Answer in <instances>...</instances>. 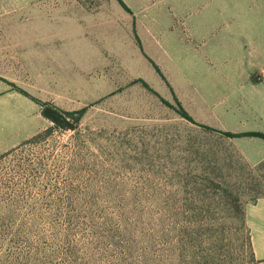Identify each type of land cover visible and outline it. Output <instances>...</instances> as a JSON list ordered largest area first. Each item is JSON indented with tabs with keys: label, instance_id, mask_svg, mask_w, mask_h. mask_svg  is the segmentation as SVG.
Listing matches in <instances>:
<instances>
[{
	"label": "rangeland",
	"instance_id": "374dc122",
	"mask_svg": "<svg viewBox=\"0 0 264 264\" xmlns=\"http://www.w3.org/2000/svg\"><path fill=\"white\" fill-rule=\"evenodd\" d=\"M123 1L0 0V156L54 127L1 161V196L37 218L48 264H256L264 140L168 105L263 132L264 0ZM46 107L87 112L73 130Z\"/></svg>",
	"mask_w": 264,
	"mask_h": 264
},
{
	"label": "trees",
	"instance_id": "16d2710c",
	"mask_svg": "<svg viewBox=\"0 0 264 264\" xmlns=\"http://www.w3.org/2000/svg\"><path fill=\"white\" fill-rule=\"evenodd\" d=\"M116 1L127 12L131 13L130 8L123 0H116ZM138 44L141 46L139 41ZM147 58L151 62L155 70L163 77V74L159 66L156 63H154L149 57ZM143 84L145 87H148L146 83ZM16 90L19 93L23 94L24 96L30 98L32 101L36 102L37 104L43 105V103L40 100L31 97L21 89H16ZM172 93H173L175 105H168V106L173 108L182 118L203 128L204 130L209 132H215L224 137L231 139L259 138L264 140V133L261 132L249 131V132L233 133L229 131H220L210 126L198 124L193 119V117L187 112V110L183 107L182 103L174 94L173 89H172ZM86 112L87 109L84 108L74 112H65L63 114L64 116L72 120L71 129L76 130L82 118L86 114ZM55 128H59V127L55 126ZM53 129L54 127H49L41 132H38L30 139L25 140L19 146L14 147L11 150L7 151L6 153L2 154L0 156V163L5 158H8L12 154H15L16 152L25 148L26 146L38 145L42 143L51 134ZM1 175L2 173L0 172V176ZM2 184L3 182L2 179L0 178V264H48L46 257L47 253L46 254L43 253V246H42L46 238L43 235H41V232L37 229L35 225V220L37 218L33 214H28L24 216L20 212L11 211L12 208H15L17 206L18 201L12 198H6L4 196H1V191L3 190ZM258 199H256V201ZM244 218H245V211H244ZM250 244H251V240H250Z\"/></svg>",
	"mask_w": 264,
	"mask_h": 264
},
{
	"label": "crops",
	"instance_id": "0c3cea01",
	"mask_svg": "<svg viewBox=\"0 0 264 264\" xmlns=\"http://www.w3.org/2000/svg\"><path fill=\"white\" fill-rule=\"evenodd\" d=\"M255 88L257 91L255 97L256 114L264 126V83L257 84ZM0 90H2L0 92H6V86L3 85ZM262 131L261 133H264V130ZM244 220L250 234L256 264H264V197L246 206Z\"/></svg>",
	"mask_w": 264,
	"mask_h": 264
},
{
	"label": "water",
	"instance_id": "95a60500",
	"mask_svg": "<svg viewBox=\"0 0 264 264\" xmlns=\"http://www.w3.org/2000/svg\"><path fill=\"white\" fill-rule=\"evenodd\" d=\"M254 81H258V77H255ZM43 115L58 125H69L64 115L52 107H46Z\"/></svg>",
	"mask_w": 264,
	"mask_h": 264
}]
</instances>
